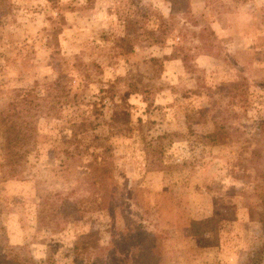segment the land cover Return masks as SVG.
Listing matches in <instances>:
<instances>
[{
    "label": "rangeland",
    "instance_id": "obj_1",
    "mask_svg": "<svg viewBox=\"0 0 264 264\" xmlns=\"http://www.w3.org/2000/svg\"><path fill=\"white\" fill-rule=\"evenodd\" d=\"M4 114L34 135L8 148L0 121V257L84 264L96 233L97 264H128L147 232L152 264H264V0H0Z\"/></svg>",
    "mask_w": 264,
    "mask_h": 264
},
{
    "label": "trees",
    "instance_id": "obj_2",
    "mask_svg": "<svg viewBox=\"0 0 264 264\" xmlns=\"http://www.w3.org/2000/svg\"><path fill=\"white\" fill-rule=\"evenodd\" d=\"M28 105L31 106L34 105V103L29 102ZM19 118L16 116H7L5 114L0 117V121L5 128L6 143L8 148H16L19 145L22 146L24 144H27L28 141L33 138L34 133L31 132L32 128H30L29 122L25 123L24 121L22 123L20 122ZM121 118H123L125 124H128L129 119H127L128 116L126 114L122 115ZM124 118H126V120ZM109 122L112 126L118 127L117 125L120 124V114H112ZM91 126L92 124H90L88 121H82L79 124H73L74 141L80 140L86 132L85 127ZM90 149V159L89 163L87 164V169L90 171L89 177L92 178L94 182V185L91 184V186L94 188L92 194L93 196H96V198L105 201V196L108 193V187L113 177V167L111 164L113 158L112 149L106 144V138H102L99 136H92L91 138H89V143L87 144L86 151H90ZM12 151L14 150L12 149ZM212 221V219L190 221V229L192 235L194 237L201 236L207 232L214 231V228L212 227ZM150 235L151 234L147 232H142L139 235L141 236V242H138V251L135 247L133 248L136 238H130L132 243H128V246L126 247V254H123L124 258L126 257V261L128 264H152L150 252H152L156 248H154L153 246L150 247L149 245H144V239ZM96 236V233L81 235L78 239V242H76V245L74 246V253L76 254V257H78L80 261H85L84 264H97L98 260L96 258L100 254L102 247H100L99 244L94 241V238ZM133 251H137V253L133 254ZM158 254H160V252L157 251V256ZM114 255H116L115 251L111 253V256ZM0 264L36 263L31 259L19 260L16 258L12 260H6V258H3V256H1Z\"/></svg>",
    "mask_w": 264,
    "mask_h": 264
}]
</instances>
